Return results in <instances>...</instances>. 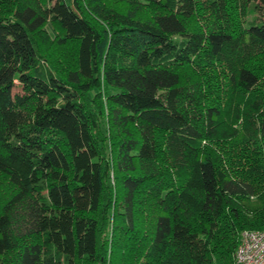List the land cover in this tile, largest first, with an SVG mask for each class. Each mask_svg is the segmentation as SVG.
Returning <instances> with one entry per match:
<instances>
[{"label":"trees","instance_id":"16d2710c","mask_svg":"<svg viewBox=\"0 0 264 264\" xmlns=\"http://www.w3.org/2000/svg\"><path fill=\"white\" fill-rule=\"evenodd\" d=\"M259 60L264 0H0V264H236Z\"/></svg>","mask_w":264,"mask_h":264},{"label":"built area","instance_id":"2783aa9c","mask_svg":"<svg viewBox=\"0 0 264 264\" xmlns=\"http://www.w3.org/2000/svg\"><path fill=\"white\" fill-rule=\"evenodd\" d=\"M236 264H264V229H245L235 251Z\"/></svg>","mask_w":264,"mask_h":264},{"label":"rangeland","instance_id":"374dc122","mask_svg":"<svg viewBox=\"0 0 264 264\" xmlns=\"http://www.w3.org/2000/svg\"><path fill=\"white\" fill-rule=\"evenodd\" d=\"M253 16H255V15H253V13H251V11H250V9H249V6H246V5H244L243 6V8H242V11H241V18H242V20H243V22L245 21V20H248V19H250V18H252ZM197 20H199L200 22H203V23H205V24H209V21H207V20H205V18H202V17H198L197 18ZM193 25H195V22H191V26L193 27ZM38 37V36H37ZM40 42H41V40H40ZM42 45H44L42 42H41V46ZM56 52V51H55ZM261 52L262 51H259V52H256V54H258V55H260L261 56ZM255 53V52H254ZM226 54H229V52L228 51H226ZM260 62V60L259 61H255V65L257 64L259 67H264V65H263V63H259ZM192 73L191 72H184V79H190V78H192ZM262 91L264 92V78L262 79ZM19 89L18 88H16L15 89V92L16 91H18ZM247 97V96H246ZM245 97V98H246ZM11 191H12V189L8 186V184H7V182L5 181V180H3V179H1L0 178V195H2V196H7V195H9L10 193H11ZM3 198V197H2ZM2 200H4V199H2ZM141 200H142V197H141ZM143 201H145L144 199L142 200V202ZM139 210H140V213H142L141 215L145 218V215L146 214H148V212H149V210H150V208L149 207H147V208H145L144 206H143V204H141V206L139 207ZM148 210V211H147ZM151 219H146V221H147V223H146V226L149 224V221H150Z\"/></svg>","mask_w":264,"mask_h":264}]
</instances>
